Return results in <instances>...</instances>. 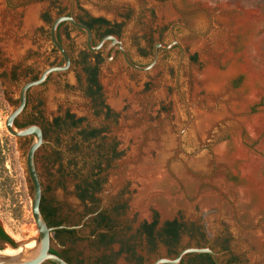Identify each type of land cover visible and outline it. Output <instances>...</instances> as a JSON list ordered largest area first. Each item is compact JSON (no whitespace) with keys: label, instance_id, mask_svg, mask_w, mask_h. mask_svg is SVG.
Listing matches in <instances>:
<instances>
[{"label":"flooded vegetation","instance_id":"1","mask_svg":"<svg viewBox=\"0 0 264 264\" xmlns=\"http://www.w3.org/2000/svg\"><path fill=\"white\" fill-rule=\"evenodd\" d=\"M78 1H83L82 4L89 9L85 10ZM78 1L0 0V18L10 21L12 30L15 31L11 39L25 44L22 55L15 60L10 59L0 50V66L9 67V71L4 72L2 78L9 89H14L12 91L14 101L11 102L14 110L19 105V90L24 84L35 80L45 68L63 64L62 55L50 40L52 23L60 17H68L88 29L90 41L84 30L65 21L58 25L56 40L68 56L69 67L65 72L50 74L41 85L28 88L23 109L13 122L17 128L35 125L41 132L42 144L34 154V163L41 186L39 209L46 226L55 228L81 225L77 229L50 231L49 253L56 255L67 264H117L118 256L115 258L114 248L118 246L120 251L125 249L120 240L124 235H118L115 230L117 225L110 212H113L119 204L122 194L119 190H114L112 181L108 189L102 190L99 188L98 180L102 178L104 172H108L107 175H111V179L114 180L123 176L124 171L120 164L126 156L120 158L115 149L124 146L120 136L121 130L145 126L146 133H150L166 128V110L159 113L158 101L166 102V77L168 71L171 72L169 69L174 62L175 74L178 72L177 88L174 85V89L180 97L179 73L184 50L175 39L173 28L167 36L161 31L163 18L154 23L142 11L147 5L164 10L166 2L163 3L161 0ZM126 4L134 10L135 15L127 19V24L121 25L115 21L122 18L121 14H117V10L122 9ZM32 6L38 9L37 24L28 31L23 28V19L26 10ZM101 11L112 14L114 21L110 22L99 16ZM63 38L68 42V47L63 43ZM1 42L0 36V44ZM156 44L172 45L166 50L157 48L156 62L145 72L131 69L119 50V47L123 49L133 64L147 66L153 59ZM130 51L138 61L133 58ZM127 71L147 74V76L140 77L134 82L128 77ZM78 73H84L85 76L82 88L67 91L63 84L75 79ZM119 74L129 78V84L135 85V89L147 81L155 83L153 91L146 97L141 94V90L133 93L130 90V94H134L139 101L138 108L131 118L127 115L131 106L126 99L122 101V107L117 112L105 106L102 100L106 92L101 93L99 80L111 79ZM158 92L163 93L160 100L155 98ZM72 111L78 112L81 117H76ZM18 139H27L30 144L32 136ZM80 165L90 168L91 173L90 183L85 182L83 188L78 187ZM119 168L122 170L120 171ZM53 175L62 180L64 187L58 191L53 189L52 192L50 186L55 181L52 179ZM56 192L60 199L59 203L53 200ZM97 194L101 198L97 199ZM134 216L129 213L124 214V222L137 223ZM152 224H154L153 219L151 223L141 221L137 225V233L146 238L144 240L148 245H155L158 241V245L166 249V239H153V234L146 231V226ZM208 248L213 250L210 246ZM140 252L147 253V250ZM163 256L166 257V254ZM163 256H158L155 260ZM128 260L126 255L122 258L121 264H128ZM202 260L210 264L205 256ZM210 260L212 261L211 257ZM218 260L220 262V256ZM43 264L53 263L46 261Z\"/></svg>","mask_w":264,"mask_h":264},{"label":"rangeland","instance_id":"2","mask_svg":"<svg viewBox=\"0 0 264 264\" xmlns=\"http://www.w3.org/2000/svg\"><path fill=\"white\" fill-rule=\"evenodd\" d=\"M78 2L83 5L82 7L85 10L89 9L82 4L83 1ZM161 2H166V9L161 10L147 5L142 11L154 23L161 21L163 18L164 24L161 31H164L167 36L173 28L175 39L183 47L184 59L179 73V88L189 106L190 117L188 119L187 109L174 89V79L176 80L175 62L172 63V68L169 69L171 72L168 71L166 77V102L158 101V111L162 113L166 110V125L175 140V155L189 160L191 158L205 159L206 166L203 171L198 172L189 168V173L196 180L194 185L187 184L185 187L182 182L176 180L175 185L170 187L173 195L182 194L184 198L179 204L180 208L172 209L164 219L153 208H149L150 218L146 219L130 207L135 192H132L128 182L125 181L114 188L115 191L119 190V193L122 194V199L114 208V211L110 213L117 225L115 230L118 235H124L120 240L125 248L120 251L118 246H115L114 255L115 258L118 256L117 264H121L122 258H125L126 255L129 259L128 264H150L158 256L166 254V258H172L181 249L206 246H210L213 249L212 251L220 254L222 264H264V238H262L263 240L258 247L251 242L248 243L243 238L246 232L258 230L261 224L264 223V211L260 213L258 223L252 224L248 223L244 215L239 216L235 210H232L233 217H235L233 222H229L227 220L228 216H224L225 218L219 216L216 208L202 210L197 204L200 193L214 190L209 181L217 176L219 170H222L226 185L238 189L247 184L245 179L241 177L238 168L242 161L234 160L230 166L228 165L229 167L225 166L220 169V163L214 159V148L216 147L222 146L226 150L227 158L233 156L237 147L244 149L248 157L260 161L259 167L254 171V178L264 181V146H262L264 144V125L254 136H251L241 123L236 122L237 117L233 116L234 119L227 120V118L221 116L222 119L218 123L215 125L211 123L204 130L206 133L198 137L193 136L190 128L194 112H198L197 110L210 112V109L213 108L204 98V91L198 89V82L201 79L200 73L205 67L200 60L201 52L193 48V43L204 42V48L207 50L211 35L214 34L215 28L219 25L216 19L219 15H227L235 20L245 18L247 25L240 28L238 33L233 34L226 50L231 53V58L226 61L218 59L217 69L225 74L226 88H228L229 94L232 93L235 103L248 102L243 116L248 119L257 116L264 117V0H161ZM118 7L116 6V8ZM117 11V14H121L122 18L115 21L121 23V25L127 24V19L135 15L134 10L127 4ZM106 13L101 11L98 15L103 16L107 21L113 22L112 14ZM63 43L68 47L65 38H63ZM130 52L133 58L138 61L134 53ZM245 53L249 55L247 63ZM244 64H248L247 72L241 68ZM74 66L76 67V64ZM8 71L9 67L0 66V227L13 243H21L30 238L35 232L30 210L31 187L25 171V154L29 141L11 136L4 127L6 117L13 111L11 102L14 101V96H12L14 89H9L2 78L3 73ZM127 72L128 77L134 82L140 77L147 76V74ZM249 73L254 74L256 77V79H253L254 81H251L252 84H250L248 78ZM84 77V73H78L75 79L63 84V87L67 91L82 88ZM102 81L99 80V84L101 93L104 94L106 90ZM154 84V82L147 81L137 89L133 86L134 89H131V92L141 90L142 95L149 96L153 91ZM106 93L105 96L103 95L102 100L104 105L110 108L107 104ZM194 94H197L200 100H195ZM251 96H254L252 101ZM72 113L76 117H81L78 112L72 111ZM115 149H117V155L124 158L127 156L129 146H119ZM119 170L121 171L120 168ZM78 172L80 175L78 187L83 188L85 182L90 183L91 181L90 168L80 165ZM107 174L108 172H104L102 178L98 180L99 188L102 190L108 189L110 181L113 179H111V175ZM52 179L55 180L50 186L52 192L53 189L58 191L64 187V183L62 184V180L58 176L55 178V175H53ZM110 196H112V193ZM96 198L101 197L97 194ZM53 200L59 203L58 200L60 199L57 192L53 195ZM251 202L250 208L257 204V198H252ZM183 204L189 205L190 210L186 211L182 208ZM126 213L132 216L135 215L134 220H137V223H125L123 217ZM152 219L156 224L151 231L153 239H166L163 234L166 222L176 221L181 225L182 228L176 242H166V249L160 247L158 241L155 245H148L144 240L146 238L137 233V225L141 221L151 223ZM6 248V242L0 241V253ZM141 250H147V253L140 252ZM127 251L130 253L127 254ZM182 263L206 264L202 259H197L191 255L186 256Z\"/></svg>","mask_w":264,"mask_h":264},{"label":"bare ground","instance_id":"3","mask_svg":"<svg viewBox=\"0 0 264 264\" xmlns=\"http://www.w3.org/2000/svg\"><path fill=\"white\" fill-rule=\"evenodd\" d=\"M37 12L38 9L34 6L26 10L23 19L24 29L29 31L37 24ZM216 19L219 25L215 28L216 30L214 29V34L211 33V38L209 37L210 44L207 50L204 48V42L193 43V48L201 52L200 60L205 67L200 73L201 79L198 82V89L204 91V98L213 108L210 109V112L199 110H197L198 112H194L190 128L193 136L198 137L206 133L204 130L211 123L215 125L222 118L231 120L237 117L236 122L241 123L248 133L254 136L264 125V117L257 116L248 119L243 116L248 102L235 103L232 93L229 94L228 88H226V76L218 71L216 64L218 59L226 61L231 58V53L226 51L228 43L231 42L233 34L238 33L240 28H244L247 25V21L245 18L235 20L234 18H229L227 15H219ZM13 31L14 29L12 30L10 21H4L0 18V36L2 38L0 50L10 57V59L15 60L22 55L25 44L23 42H14L11 39ZM248 57L249 55L245 53L246 63ZM247 67L248 64H244L241 68L247 72ZM248 78L250 84H252L251 81L254 78L256 79L252 73L248 74ZM102 84L107 92V104L113 110L119 111L122 107V101L126 99L131 106L127 115L128 118H131L133 112L138 108L139 101L134 97V94H130L129 89L134 88L129 84L127 77L119 74L111 79L103 80ZM162 92H158L155 98H162ZM194 99L200 100L197 94H194ZM250 99L252 101L254 96H251ZM175 115L178 119L176 112ZM221 116L224 117L220 118ZM120 136L124 147L129 145V151L120 164L123 168L121 170L124 171L123 176L121 175L122 177L120 176L116 180L112 179L111 183L113 187H117L123 181L129 183L132 192H135L130 207L137 211L142 218H150L149 208L158 211L163 219L166 218L172 209L176 207L180 208L179 204L184 198L182 194L173 195L170 187L175 185L176 180L182 182L185 187L187 184L194 185L196 180L189 173V168L197 172L203 171L206 166V160H198L197 158L189 160L175 155V140L167 125L166 128H161L158 131L154 130V132L150 133H146L145 126L123 129L120 132ZM235 151L232 157L227 158L226 150L222 146L216 147L214 148V159L220 163V169L228 165L230 166L234 160L242 161V164L238 168L241 177L247 182L246 186L236 189L226 185L222 170H219L217 176L209 181L214 190L200 193L197 204L202 210L216 208L219 216H228L227 220L229 222H233L232 210H235L239 216L244 215L248 223L256 224L258 223L260 213L264 211V181L254 178V171L259 167L260 161L248 157L245 150L240 147H237ZM254 197L257 198V204L250 208L252 198ZM182 208L186 211L190 210L187 204H183ZM263 235L264 223L261 224L258 230L246 232L243 238L248 243L251 242L254 246L258 247L263 240L262 238H264ZM37 237L38 233L35 229L32 236L22 242V247H19L17 250L7 247L0 253V256L13 257L33 249L36 245L35 239Z\"/></svg>","mask_w":264,"mask_h":264},{"label":"water","instance_id":"4","mask_svg":"<svg viewBox=\"0 0 264 264\" xmlns=\"http://www.w3.org/2000/svg\"><path fill=\"white\" fill-rule=\"evenodd\" d=\"M63 21L70 23L76 28L84 30L87 33L89 41H90V34L86 27L80 24H77L71 18H68V17H60L56 19L50 27V40L55 45V47L60 52V54L62 55L63 64L60 66H51V67L46 68L35 80H32L24 84L19 90L20 101H19L18 107L14 109L6 117L5 122H4V127L11 136L15 138H23L27 136H32V141L30 142L27 148L26 154H25V171H26L27 179L31 187V205H30L31 216L34 222L35 229L37 230L38 237L35 239L36 245L33 249L26 251L24 253H21L17 256H13V257L0 256V264H43L46 261H49L53 264H67L64 261H62L60 258H58L56 255L49 253L50 231L58 230V229L71 230V229H77L81 226V225L77 227L60 226V227H55V228H48L46 226V223L39 209V204H40V199H41V186H40V182L37 176L36 167L34 163V154L37 151V149L40 147V145L42 144L41 132H40V129L35 125H29V126L17 128L14 126V122H13L14 119L21 113L23 109L24 102H25V93L28 88L41 85L42 83L45 82V80L50 74L65 72L69 67L68 56L66 55L62 46L56 40V36H55L58 25ZM171 45L163 46L161 44H156L154 47L153 59L151 63L147 66H138V65L133 64L128 59L125 51L121 49L120 47H119V50L123 55V59L125 63L131 69L138 71V72H145V71L150 70L156 62V49L158 48L160 50H166V49H169ZM177 77H178V72L176 73V80H175L176 88H177ZM178 93L182 99V102L184 103L187 109L188 119H189L190 117L189 106L187 105V102L185 98L183 97V95L180 92ZM6 245L12 250H17L19 247H22L23 244L22 242L21 243L6 242ZM192 254H207L211 257L214 264H220L218 260V257L220 256V254L215 253L208 247L184 248V249L179 250L178 253L172 258H166V257L158 258L155 261H153L151 264H180L186 256L192 255Z\"/></svg>","mask_w":264,"mask_h":264},{"label":"trees","instance_id":"5","mask_svg":"<svg viewBox=\"0 0 264 264\" xmlns=\"http://www.w3.org/2000/svg\"><path fill=\"white\" fill-rule=\"evenodd\" d=\"M154 225H155V223L150 225V226H146V231L151 233V231L153 230ZM181 228H182L181 225H179L176 221L166 222L164 230H163V234L166 236V242L167 243L176 242V240H177V238L179 236V233L181 231ZM0 241L12 243V241L4 233V231L1 229V227H0ZM192 256H194L197 259H202L205 256V259L210 264H213L212 261L210 260L209 256L198 255V254H192Z\"/></svg>","mask_w":264,"mask_h":264}]
</instances>
